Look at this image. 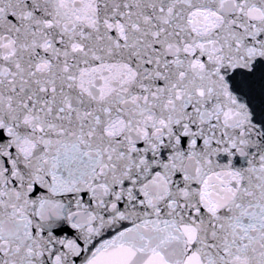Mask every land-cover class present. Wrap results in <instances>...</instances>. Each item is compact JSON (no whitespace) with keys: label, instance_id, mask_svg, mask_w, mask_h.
<instances>
[{"label":"snow or ice","instance_id":"6c2138e0","mask_svg":"<svg viewBox=\"0 0 264 264\" xmlns=\"http://www.w3.org/2000/svg\"><path fill=\"white\" fill-rule=\"evenodd\" d=\"M0 264H264V0H0Z\"/></svg>","mask_w":264,"mask_h":264}]
</instances>
